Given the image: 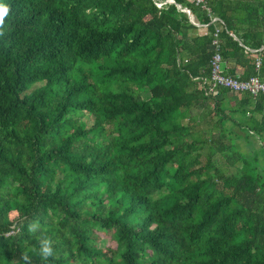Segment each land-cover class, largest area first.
I'll return each instance as SVG.
<instances>
[{
    "label": "trees",
    "instance_id": "1",
    "mask_svg": "<svg viewBox=\"0 0 264 264\" xmlns=\"http://www.w3.org/2000/svg\"><path fill=\"white\" fill-rule=\"evenodd\" d=\"M164 1L0 0V264H264V95L192 80L264 82V0Z\"/></svg>",
    "mask_w": 264,
    "mask_h": 264
},
{
    "label": "built area",
    "instance_id": "2",
    "mask_svg": "<svg viewBox=\"0 0 264 264\" xmlns=\"http://www.w3.org/2000/svg\"><path fill=\"white\" fill-rule=\"evenodd\" d=\"M191 1L194 3V5L199 6L201 9L208 12V9L205 7L204 0H191ZM210 22L216 23L219 21L217 18H211ZM195 27L204 29L205 25H200L196 23ZM218 30H220V27H218L213 33V39L211 40V44H210L212 54L209 59L208 75L192 78V80L197 81L198 87L200 88L204 97L214 96L217 93V90L219 89L237 94H247L251 97L264 95V82L260 81L256 76L242 80L239 78V76L232 77L223 71L220 54L218 52V42L216 38ZM260 49H264V44ZM258 67H259V61L256 60L255 68ZM17 230L18 229L15 226H10L9 230L4 235L10 236L15 232H17Z\"/></svg>",
    "mask_w": 264,
    "mask_h": 264
},
{
    "label": "rangeland",
    "instance_id": "3",
    "mask_svg": "<svg viewBox=\"0 0 264 264\" xmlns=\"http://www.w3.org/2000/svg\"><path fill=\"white\" fill-rule=\"evenodd\" d=\"M198 114H199V110H197V109L191 111V115H193L194 121L196 122V125H198V124L200 125L198 128L200 130H202V131H205V130L209 129V127L211 126L210 117H207V118L205 117V119H203V122H202L197 117ZM234 131L237 134L240 135V133L236 130V128L234 129ZM216 137H217L216 132H211V138L215 139ZM237 143L239 144V151L242 152V153H246L247 150H248V148L245 146V143L243 141H237ZM254 144H256L255 147L258 149V146H260V145H259V143H258V141L256 139L254 140ZM214 160H215V163L219 167H222V166L225 167L224 162H223V159L220 157L219 154H215L214 155ZM97 244H98V247H100V248H105V247H109L110 248L112 246V243L109 241L108 237L105 236V235H101L99 237V240H98Z\"/></svg>",
    "mask_w": 264,
    "mask_h": 264
},
{
    "label": "clouds",
    "instance_id": "4",
    "mask_svg": "<svg viewBox=\"0 0 264 264\" xmlns=\"http://www.w3.org/2000/svg\"><path fill=\"white\" fill-rule=\"evenodd\" d=\"M8 13H9V7L6 4H4L3 2H0V29L3 28L5 17L8 15ZM2 34L3 33L0 32V35H2ZM40 255L42 256L43 259H48L49 257H51L53 255V248L51 245V241L47 238H44L41 241ZM23 258L25 261H27L29 259L27 254H25Z\"/></svg>",
    "mask_w": 264,
    "mask_h": 264
},
{
    "label": "water",
    "instance_id": "5",
    "mask_svg": "<svg viewBox=\"0 0 264 264\" xmlns=\"http://www.w3.org/2000/svg\"><path fill=\"white\" fill-rule=\"evenodd\" d=\"M164 3L174 4L172 0H165ZM159 6H160V4H157V7H159ZM175 6H176V8H177L178 10H180V12H182V13H184V14L186 15V17H187V19H188V21H189V23H190L191 25L196 26V23H194V21H193V17H192V15L190 14V12H189L188 9H186V8H181L179 5H175ZM231 36H232V35H231ZM232 38H233L234 40H237L234 36H232Z\"/></svg>",
    "mask_w": 264,
    "mask_h": 264
},
{
    "label": "crops",
    "instance_id": "6",
    "mask_svg": "<svg viewBox=\"0 0 264 264\" xmlns=\"http://www.w3.org/2000/svg\"><path fill=\"white\" fill-rule=\"evenodd\" d=\"M194 20V19H193ZM195 23H196V21H194ZM196 33L197 34H204L205 33V29H202V28H198L197 30H196ZM217 94V93H216ZM216 94L214 95V96H216ZM257 140V139H256ZM258 143H259V145H261L262 147H264V138H263V140L261 141V142H259L258 141Z\"/></svg>",
    "mask_w": 264,
    "mask_h": 264
}]
</instances>
